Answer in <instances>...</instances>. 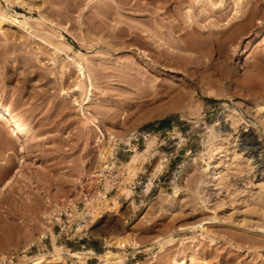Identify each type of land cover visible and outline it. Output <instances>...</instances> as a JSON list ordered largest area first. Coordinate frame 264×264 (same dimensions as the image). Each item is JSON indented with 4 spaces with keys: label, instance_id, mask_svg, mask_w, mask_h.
<instances>
[{
    "label": "rangeland",
    "instance_id": "obj_1",
    "mask_svg": "<svg viewBox=\"0 0 264 264\" xmlns=\"http://www.w3.org/2000/svg\"><path fill=\"white\" fill-rule=\"evenodd\" d=\"M125 1L0 0V107L15 116L0 119V186L13 176L0 195V264H264V165L234 147L244 131L264 154V0H225V17L196 24L191 0ZM248 5L258 11L240 28ZM169 22L195 26L199 50ZM128 24L162 27L175 55L153 63L99 46L108 26ZM77 54L97 63L83 57L94 65L87 102L85 87L72 90Z\"/></svg>",
    "mask_w": 264,
    "mask_h": 264
},
{
    "label": "bare ground",
    "instance_id": "obj_2",
    "mask_svg": "<svg viewBox=\"0 0 264 264\" xmlns=\"http://www.w3.org/2000/svg\"><path fill=\"white\" fill-rule=\"evenodd\" d=\"M122 1H124V0H122ZM127 1V0H126ZM124 2V3H127V2ZM130 1H132V3L130 2ZM129 1V3H130V7H135V8H139L140 6H141V4L139 3V1L140 0H130ZM150 1H152V0H150ZM150 1L148 2L149 4H150ZM157 1V0H156ZM160 1V0H159ZM164 2H165V0H163ZM167 1H169V0H166V2ZM171 1V0H170ZM190 1V0H189ZM192 1V2H191ZM189 3L190 4H188V5H190V9L188 10L189 11V16H187V17H189V18H187V19H189V21L190 22H193V24L195 23H198V20L199 19H203V18H205L206 16H208V15H214V16H216V17H219V18H223V17H225L226 15H227V10H226V8H227V4H226V1L224 0L223 2H221L220 1V3H214V1L213 0H207V1H203V0H191ZM245 1H247V0H245ZM253 1H255V0H253ZM257 1H259V0H257ZM155 2V1H154ZM166 2L164 3V4H161V6H159V7H163L165 4H166ZM176 2H177V0H176ZM179 2V1H178ZM250 2V1H249ZM129 3H127V4H129ZM161 3V2H160ZM163 3V2H162ZM168 3V2H167ZM188 3V2H187ZM202 4L203 5V7L201 6H198L199 7V10H198V8H197V4L199 5V4ZM235 3H239V2H235ZM253 3V2H252ZM255 3V2H254ZM153 4V3H152ZM180 4V3H179ZM200 4V5H201ZM240 4V3H239ZM251 4V3H250ZM256 4V3H255ZM255 4H252V5H255ZM169 5V4H168ZM176 6H177V4H175ZM175 5H173V6H175ZM188 5H186V6H188ZM153 6V5H152ZM174 7L175 9L178 7ZM240 6V5H239ZM246 7H247V5H245ZM256 6V5H255ZM255 6H252V7H249V5H248V10H246L247 12V15L245 14V16H247L245 19L242 17V19L243 20H239L237 23L238 24H240L238 27H242V25L243 24H247L248 22L249 23H252L251 21L254 19L253 18V16L255 15V13H257V12H255V10L256 11H258L257 9H255ZM259 6V2H258V5H257V7ZM141 7H144L143 5L141 6ZM165 7V6H164ZM164 7L162 8V10L164 9ZM166 7H167V5H166ZM254 7V9H252ZM195 8H196V10H198V11H200L201 13H197V14H195ZM154 9V10H153ZM153 9H150L151 10V12L153 13V11L155 12L156 10L155 9H157V8H153ZM168 9V8H167ZM172 10V9H171ZM168 11V10H167ZM166 11V12H167ZM156 12H158V11H156ZM162 13H163V11H162ZM165 13V12H164ZM236 13V12H235ZM245 13V12H244ZM2 15V14H1ZM0 15V19H1V16ZM243 15V14H242ZM236 16H237V14H236ZM257 16V15H256ZM263 16H264V13H263ZM237 17H239V16H237ZM218 18V19H219ZM3 19V18H2ZM1 19V20H2ZM262 19H263V17H262ZM261 19V20H262ZM230 21H231V19H229ZM228 20V21H229ZM260 20V21H261ZM237 21V20H236ZM235 21V22H236ZM259 21V20H258ZM260 21H259V23H260ZM178 22V21H177ZM176 22V23H177ZM228 23V22H227ZM248 23V24H249ZM257 23V22H256ZM261 23H262V21H261ZM245 24V25H246ZM129 25V24H128ZM232 25V24H231ZM235 25V24H234ZM244 25V26H245ZM260 25V24H259ZM263 25V24H262ZM142 26V25H141ZM140 25H129V28H127V27H124V26H120V27H116V28H113L114 26H112V28H110L109 26V28L107 27V33L109 34V35H111V37L113 38L111 41L109 40V42L108 41H102V42H100V44H99V46H104L105 47V49L106 50H108V51H111V52H119L120 50H122V49H127V50H129V51H132L133 53H135L136 55H138V56H141V57H145L146 59H149L150 61H152L153 63H158V61L160 62L161 61V57H163L164 59L166 58L165 57V55H168V53H169V51H167L168 50V47L167 46H163L164 45V42H158L159 40H158V38H157V36H159V37H161L160 36V34H162V36H163V34H166V32H165V30H162V27H160V26H153L152 28H148V27H145V26H143V27H141ZM237 26V25H236ZM257 26V25H256ZM192 28H190V29H196V28H194L195 26H191ZM232 27H233V25H232ZM235 27V26H234ZM237 27V28H238ZM185 27H183L182 28V25H179V24H175V23H171V22H169V23H167V31H169V33L170 32H172L173 31V33L175 32V31H179V33L180 32H182V33H180V38L182 39L181 41H185V43H184V45L186 44V46L185 47H187V50L189 49V47L191 48V47H194L195 45H194V39H191V31H187V29L188 30H190L189 28H186V29H184ZM262 28V27H261ZM172 31H171V30ZM236 29V28H235ZM260 29V28H259ZM263 29V28H262ZM139 30L141 31V32H144L145 33V36H146V39L145 38H143V39H141V40H138L137 38H135L133 35H136L137 37H138V35H140V32H139ZM197 30V29H196ZM196 30H194V32L196 31ZM68 31V30H67ZM106 31V30H105ZM198 31V30H197ZM256 31H258V30H256ZM260 31H261V29H260ZM209 32H212V31H209ZM143 33V34H144ZM226 33L227 32H225V36H226ZM132 35V37L130 36V37H128V38H125V35ZM159 34V35H158ZM209 34H211V33H209ZM257 34V33H256ZM192 35H193V33H192ZM200 35H202V34H200ZM228 35H229V33H228ZM194 36V35H193ZM198 36H199V34H198ZM142 37V36H141ZM178 37V36H177ZM202 37V36H201ZM200 37V38H201ZM139 38V37H138ZM179 38V37H178ZM179 38V39H180ZM193 38V37H192ZM225 38H227V37H225ZM197 39V41L196 42H201V41H198V40H200L199 39V37L198 38H196ZM223 39V38H222ZM220 40V42H222V40L221 39H219ZM224 41H225V39H224ZM95 43V42H94ZM97 43H98V41H97ZM62 44H65V43H63L62 42ZM62 44H61V46H62ZM91 45L93 44V43H90ZM96 44V43H95ZM200 44V43H199ZM97 45V44H96ZM69 46L70 45H64V47H67V49H69ZM90 46V45H89ZM93 46H95V45H93ZM92 46V47H93ZM98 46V45H97ZM96 46V47H97ZM201 46V45H200ZM60 47V46H59ZM58 47V48H59ZM63 47V46H62ZM63 47V48H64ZM154 47H157V49H159L158 51H160L161 53L159 54L158 53V51H157V49L156 48H154ZM158 47H162L161 49L160 48H158ZM166 47V48H165ZM196 47H197V45H196ZM199 47V46H198ZM197 47V48H198ZM61 48V47H60ZM60 48H59V50H58V52L59 51H61L62 52V50H60ZM63 48H61V49H63ZM196 48V49H197ZM167 49V50H166ZM195 49V48H194ZM70 50V49H69ZM68 50V51H69ZM191 50H193V48L191 49ZM198 50H199V48H198ZM197 50V51H198ZM200 50H202L201 48H200ZM63 51H66L65 50V48H64V50ZM189 51V50H188ZM193 51H195V50H193ZM193 51H191L192 53H193ZM54 52H57L56 50L54 51ZM77 52H79V51H77ZM156 52H157V54H156ZM190 52V53H191ZM196 52V51H195ZM199 53H193L195 56L197 55H199L200 54V52H205V51H198ZM60 53V52H59ZM76 53V52H75ZM191 53V54H192ZM67 54V53H66ZM78 54H81V52L80 53H78ZM77 54V55H78ZM83 54V53H82ZM81 54V55H82ZM171 56H174L173 55V53H169ZM179 54V53H178ZM191 54H190V56H188V57H192L191 56ZM192 54V55H193ZM202 54V53H201ZM204 54V53H203ZM73 55H75V54H73ZM81 55L79 56L78 55V57L76 58V59H74V61H73V68H75V69H73V71L75 72L76 71V73L75 74H77V76H78V79L74 82L75 84L73 85L74 87H72L73 89V91L74 90H79V89H82V92H84L85 90H86V94H84L86 97H87V99H85V101L87 100H90L89 99V95H90V92H91V89H92V87H93V78H94V76H93V73L91 72V71H93V70H91V69H93L94 68V63H96V61L95 60H92V59H90L89 60V56H82L81 57ZM177 55V54H176ZM193 55V56H194ZM66 56V55H65ZM193 57V58H197V57ZM200 56V55H199ZM74 58V57H72V56H67V58ZM83 57L84 58H87L88 59V61H90V62H93V61H95V62H93V68H91L90 69V71L88 70L89 68L88 67H86V66H88L89 64L91 65V63H88L87 65L83 62ZM179 57V56H178ZM201 57H202V55H201ZM201 57H198L199 59L201 58ZM91 58V57H90ZM87 59H86V61H87ZM192 59V58H191ZM209 59V58H208ZM85 60V59H84ZM194 60V59H193ZM196 60V59H195ZM54 62V61H53ZM164 62V61H163ZM238 63V62H237ZM97 64V63H96ZM90 65H89V67H90ZM96 66V65H95ZM162 66H163V64H162ZM64 67V66H63ZM62 67V68H63ZM65 69H66V67H64ZM128 70H134L133 69V67H132V65H129V67H128ZM239 71H240V73H242V74H247V75H251V74H259L260 73V71L258 70V69H255V68H250V67H246V66H243V65H239ZM77 76H76V78H77ZM85 87V90L83 89ZM68 92H69V89L67 90ZM67 91H64L63 90V92H64V94H65V92H67ZM71 93H72V91H70ZM81 92V91H80ZM67 95V94H66ZM69 96V95H68ZM83 99V98H82ZM76 100V99H75ZM83 101V100H82ZM86 101V102H87ZM76 102V101H75ZM86 102H84V104L86 103ZM77 103H79V102H77ZM83 104V105H84ZM78 105V104H77ZM79 105H81V104H79ZM78 105V106H79ZM261 107V106H260ZM264 107V106H263ZM262 107V109H264ZM79 108H80V106H79ZM81 109V108H80ZM84 116V115H83ZM231 117H232V124H236L240 119H241V117L238 115V114H233V115H231ZM0 119H7V120H10V121H14L15 120V116L13 115V113L12 112H10L8 109H6V108H1L0 107ZM89 119V118H88ZM91 121L93 120V119H90ZM91 121H89V122H91ZM93 122V121H92ZM14 131H15V133H17V134H19V135H24V132H23V129L19 126V125H17V124H14ZM237 146H240L239 147V150L244 154V155H246V157H247V160H250L251 161V165H253L255 168H257V172L259 173V171L261 170V168H262V166L264 165V154H263V151H262V149L260 148V145H258V143L256 142V140H254V138H252V136L250 135V133H248V132H244V131H242V132H240L239 133V136L237 137V139H236V143L234 144V147H237ZM236 154V153H235ZM235 156V155H234ZM235 158H238L239 160L241 159V160H243V158H242V156L241 155H236L235 156ZM242 163H245L244 161H242ZM219 172H221V171H219ZM221 174V173H220ZM13 176H11V177H9L6 181H5V183L2 185V186H0V195H1V193H2V191L4 190V187L5 186H8V185H10L11 183H12V181H13ZM219 180H218V182H222L223 181V176L221 175L219 178H218ZM257 203L258 204H264V188L262 189V191H261V195L259 194L258 195V199H257ZM195 227V226H194ZM197 227H199V228H201V229H204V224L203 223H200L199 225H197ZM261 229H259L258 231H260ZM171 237V236H170ZM169 237V239H167V243L169 244V242H173L172 240H173V238H170ZM164 241H165V239H163ZM162 240V241H163ZM126 241L127 240H123V241H121V242H119V245L122 247V246H125V244H127L126 243ZM161 241V242H162ZM163 241V242H164ZM132 242V244H134L133 243V241H131ZM160 242V243H161ZM130 244V243H129ZM172 244V243H171ZM161 245V244H160ZM55 248V247H54ZM106 254V253H105ZM187 256H189V254H187L186 255V257ZM41 261H42V259H39V260H36V261H34L32 264H40L41 263ZM119 262H121V259H119L118 260ZM175 262L173 263V264H184L183 262H184V260H174ZM59 262V261H58Z\"/></svg>",
    "mask_w": 264,
    "mask_h": 264
},
{
    "label": "built area",
    "instance_id": "obj_3",
    "mask_svg": "<svg viewBox=\"0 0 264 264\" xmlns=\"http://www.w3.org/2000/svg\"><path fill=\"white\" fill-rule=\"evenodd\" d=\"M63 212L62 211H59L58 213L56 212V213H53V219L56 221V222H58V224H60L59 226H60V230H64V228H65V222H64V220H63V218H62V216H63Z\"/></svg>",
    "mask_w": 264,
    "mask_h": 264
},
{
    "label": "trees",
    "instance_id": "obj_4",
    "mask_svg": "<svg viewBox=\"0 0 264 264\" xmlns=\"http://www.w3.org/2000/svg\"><path fill=\"white\" fill-rule=\"evenodd\" d=\"M164 124H166V121H165V120H161V121L159 122V125H160V126H163Z\"/></svg>",
    "mask_w": 264,
    "mask_h": 264
}]
</instances>
